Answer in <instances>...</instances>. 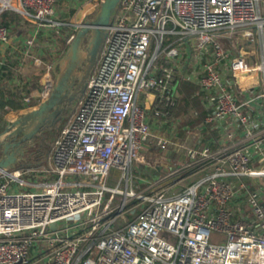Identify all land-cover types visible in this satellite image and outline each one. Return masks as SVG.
<instances>
[{
  "label": "built area",
  "instance_id": "built-area-1",
  "mask_svg": "<svg viewBox=\"0 0 264 264\" xmlns=\"http://www.w3.org/2000/svg\"><path fill=\"white\" fill-rule=\"evenodd\" d=\"M57 2L0 0V43L11 39L7 11L56 26ZM178 72L205 94L188 137L214 142L179 139L178 119L168 124ZM151 108L168 133L153 130ZM153 140L183 159L149 160ZM134 163L155 177L141 166L137 178ZM214 232L228 241L212 243ZM0 264H264V0H120L48 158L0 171Z\"/></svg>",
  "mask_w": 264,
  "mask_h": 264
},
{
  "label": "crops",
  "instance_id": "crops-1",
  "mask_svg": "<svg viewBox=\"0 0 264 264\" xmlns=\"http://www.w3.org/2000/svg\"><path fill=\"white\" fill-rule=\"evenodd\" d=\"M97 3L98 0H58L53 17L60 24L56 26L39 25L35 20L14 11H7L3 15L4 22H7L11 29V39L8 42L0 43V86L4 87L8 85V90H4L3 92L0 90V130L4 123L14 121L23 113L36 108L43 100L41 92H44L47 77L54 78L57 72L60 62L59 57L65 54L69 46L67 44L68 36L72 34V29H77L76 26L79 23L89 18L88 16L95 11ZM34 57H40L41 63L35 64ZM51 65L53 67L49 69ZM38 68H43L44 73L38 71ZM252 77H241L238 83L243 86L250 79H253ZM174 84L175 95L178 98L177 105L181 104L182 98L186 96L191 97L192 101L197 100L200 104L199 109L191 111L192 113L188 117L183 115V113L178 114L174 110L170 111V116L167 117L170 119H168L169 122H174L178 119L179 132L176 137L186 139L188 133L184 128L185 125L198 126L206 116L205 94L197 82L184 78L181 72H178ZM188 90L191 93H187ZM153 98L152 94L141 93L139 102L151 107ZM2 99L6 103L4 107L2 106ZM11 103L16 104L17 107L11 108ZM153 112L154 109L152 108L148 111L153 121V130L157 133L162 131L167 132L166 125L153 120ZM173 118L175 119L172 120ZM212 135L214 136L215 133L200 135V137H196L197 139L193 137L188 138L191 141L202 144L207 139L214 142L215 138ZM150 144L154 145L150 149L153 154V151H157L158 146L155 140L151 141ZM147 145L143 149L145 154L149 152ZM160 155L168 158V163L173 161L179 162L183 159L182 153L173 148H169L163 152L159 150V155L157 156ZM26 165H31V163ZM23 166H16V168ZM146 169L144 170L146 175L150 173L155 175L157 173L156 170H151L148 167ZM29 178L31 177L29 176Z\"/></svg>",
  "mask_w": 264,
  "mask_h": 264
},
{
  "label": "water",
  "instance_id": "water-1",
  "mask_svg": "<svg viewBox=\"0 0 264 264\" xmlns=\"http://www.w3.org/2000/svg\"><path fill=\"white\" fill-rule=\"evenodd\" d=\"M120 0H102L96 13L79 23L74 39L69 44L55 73L54 85L49 95L39 105L14 121L4 123L0 130V171L26 165L28 160L43 146L40 138L56 126L54 116L56 98L66 90V82L80 68H88V78L93 73L103 44L108 35V26ZM90 61L88 67L86 60ZM77 78H73L75 82ZM88 83V82H87ZM83 85L79 98L85 91ZM53 117H50V116ZM55 227V224H52Z\"/></svg>",
  "mask_w": 264,
  "mask_h": 264
},
{
  "label": "rangeland",
  "instance_id": "rangeland-1",
  "mask_svg": "<svg viewBox=\"0 0 264 264\" xmlns=\"http://www.w3.org/2000/svg\"><path fill=\"white\" fill-rule=\"evenodd\" d=\"M95 8H96L95 10H97L98 9V5H96ZM90 16L91 15H89L88 17H90ZM76 31H77V29L76 30L75 29L74 30L72 29V33H76ZM70 36L71 35H69L68 37H70ZM164 46H166V44ZM152 51H153V49L150 50V52H152ZM62 57L63 56H60L59 57V59H60L59 65L61 63ZM59 59H57V60H59ZM58 68L59 67H57V72H58ZM43 70H44L43 68H38V71H40V72H43ZM45 71L47 72V70H45ZM54 78H55V75H54ZM68 119H69V116L66 115L63 119H61L56 124V126L54 128H52L50 130H47L45 132L44 137L43 138H40V140L42 141L43 146L41 147V149L36 154H34L31 157V159L29 160V162H27L26 164H28V163L38 164V163L44 162L46 160V157L48 155V152L50 150L51 145L54 143V141H55V139H56V137H57L60 129L67 123ZM170 123L171 122H169L168 124H170ZM172 123L176 124L175 122H172ZM147 146L149 147V152L146 154V157H148L149 160L150 159L151 160H154V158L157 157V155L159 154V150L157 149V151H153V154H152L151 151H150V149H152L154 147V145L148 143ZM141 166H143V169L144 170H147L146 169V166H144V165H139L138 163H134V165H133V169H134V173H135L136 177H137V175L142 174ZM144 174H145V172H144ZM154 177L155 176L152 173L146 175V178L147 179H153ZM119 179H120V172L118 170H116V169H112L111 172H110V177H109V181H108L109 184H111V185H117L118 182H119ZM142 186L144 187V185H142ZM121 187H125V182L124 181H122ZM248 213L250 214V208L248 209ZM118 224H121V223L119 222ZM210 241L212 243H216V244H224V243H226L228 241V234L227 233H222V232H214L211 235V237H210Z\"/></svg>",
  "mask_w": 264,
  "mask_h": 264
},
{
  "label": "flooded vegetation",
  "instance_id": "flooded-vegetation-1",
  "mask_svg": "<svg viewBox=\"0 0 264 264\" xmlns=\"http://www.w3.org/2000/svg\"><path fill=\"white\" fill-rule=\"evenodd\" d=\"M99 59V58H98ZM88 61V58H86ZM98 60L94 67L97 66ZM88 67L90 66V61L87 63ZM76 75H72L71 79H68L66 82V90L61 93L56 98V108H55V119L57 120L55 124H57L61 119H63L66 115H70L74 111V106L77 100L78 94L81 92L83 85L87 84L88 82V68H78L75 71ZM73 78H77L75 82H73ZM86 89V88H85ZM50 116V115H48ZM53 117V116H50Z\"/></svg>",
  "mask_w": 264,
  "mask_h": 264
},
{
  "label": "trees",
  "instance_id": "trees-1",
  "mask_svg": "<svg viewBox=\"0 0 264 264\" xmlns=\"http://www.w3.org/2000/svg\"><path fill=\"white\" fill-rule=\"evenodd\" d=\"M102 2V0H100L99 2H98V7L100 6V3ZM96 11L97 10H95V12L94 13H92L91 14V17L96 13ZM4 21V20H3ZM5 23V22H4ZM5 24H7L8 25V23L6 22ZM159 63L160 64H167L168 62L165 60V59H161L160 61H159ZM170 64V63H169ZM3 89V90H2ZM0 90H1V92H3L4 90L6 91V90H8V85H5L4 87L3 86H0ZM187 93H191V92H189V90H188V92ZM3 100V103H2V106L4 107L5 106V102H4V99H2ZM12 102V101H11ZM12 104V103H11ZM162 106H163V109H165V110H167V108H168V106H166V105H164V104H162ZM17 107V105L16 104H12V107L11 108H16ZM199 107H200V104L198 103V101L197 100H191V97H189V96H186V97H184V98H182V102H181V104H179V105H177L176 107H172V108H169L170 109V111H172V110H174L176 113H183V115H185L186 117H188V116H190V114L192 113L191 111H194L195 109H199ZM173 111V112H174Z\"/></svg>",
  "mask_w": 264,
  "mask_h": 264
},
{
  "label": "bare ground",
  "instance_id": "bare-ground-1",
  "mask_svg": "<svg viewBox=\"0 0 264 264\" xmlns=\"http://www.w3.org/2000/svg\"><path fill=\"white\" fill-rule=\"evenodd\" d=\"M239 84V83H238ZM240 85V84H239ZM142 157V156H141Z\"/></svg>",
  "mask_w": 264,
  "mask_h": 264
}]
</instances>
